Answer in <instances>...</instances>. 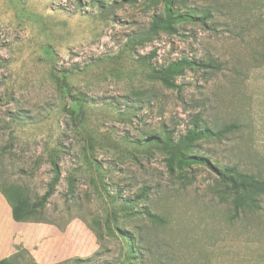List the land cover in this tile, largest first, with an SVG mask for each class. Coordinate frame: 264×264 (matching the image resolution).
Instances as JSON below:
<instances>
[{"label":"rangeland","instance_id":"1","mask_svg":"<svg viewBox=\"0 0 264 264\" xmlns=\"http://www.w3.org/2000/svg\"><path fill=\"white\" fill-rule=\"evenodd\" d=\"M164 1L0 0V187L54 189L49 223L13 222L0 192V262L264 264V195L218 176L264 179V0H174L207 17L176 34ZM199 131L208 166L170 171L167 137Z\"/></svg>","mask_w":264,"mask_h":264},{"label":"trees","instance_id":"2","mask_svg":"<svg viewBox=\"0 0 264 264\" xmlns=\"http://www.w3.org/2000/svg\"><path fill=\"white\" fill-rule=\"evenodd\" d=\"M174 0H166L164 1V18L154 19L153 24L156 28L167 32L169 34H176L177 30L174 26L187 24V23H194L199 24L201 26L207 25V17H199L196 13H176L174 11ZM181 66H196L194 63L181 61L179 63ZM170 87H173L168 81L164 79L163 81ZM207 137L206 131H199L190 133L184 141L180 143L171 144L170 137H167L166 147L169 148V156L168 159L169 169L173 171L172 165L176 161L178 170H182L183 167H190L192 165H206L208 163L201 157L191 156L186 151L190 149V140H200ZM158 139L150 140L149 144H158ZM52 170L54 172V179L53 184H57L60 177L59 166L56 163H52ZM218 176L224 184H226L227 194H247L248 196L252 195L253 193L262 194L264 195V179L256 177L251 174L241 173L237 171L236 173H232L229 177L225 176L224 174L218 173ZM13 186L8 187L7 189L4 187H0V192L6 198L8 203H10L11 207V217L13 222L15 223H49L48 219L46 218L47 213V204L51 197L54 195V189L51 186L46 193L41 196H32L31 199H28L25 204H19L15 201H12L9 197L11 193L13 195ZM9 191V192H8ZM24 193V192H22ZM22 195V194H21ZM70 195L71 197L74 196V189L73 187L70 188ZM145 198V192L138 195L136 198L132 200H128L124 202L123 206L128 207L131 204L137 203ZM238 198L236 202H238ZM144 215L153 223H159L161 219L159 217L152 215L151 213L145 212ZM110 231V229H108ZM79 260H74L73 263H79ZM0 264H9V260H2Z\"/></svg>","mask_w":264,"mask_h":264},{"label":"crops","instance_id":"3","mask_svg":"<svg viewBox=\"0 0 264 264\" xmlns=\"http://www.w3.org/2000/svg\"><path fill=\"white\" fill-rule=\"evenodd\" d=\"M11 219H12V217H11ZM2 238H3V218L0 216V252H1V248H2Z\"/></svg>","mask_w":264,"mask_h":264}]
</instances>
